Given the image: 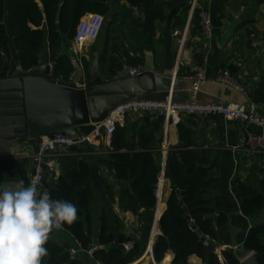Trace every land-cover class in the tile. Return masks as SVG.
I'll use <instances>...</instances> for the list:
<instances>
[{"label": "crops", "instance_id": "crops-1", "mask_svg": "<svg viewBox=\"0 0 264 264\" xmlns=\"http://www.w3.org/2000/svg\"><path fill=\"white\" fill-rule=\"evenodd\" d=\"M107 4L109 12L106 16L89 15L81 21L80 30L92 23L101 27L96 41L85 43L77 54L70 47L71 42L65 41L60 55L70 59L74 70L68 79L56 80L86 89L93 99L108 102V98L126 97L120 107L141 99L163 101L169 92L173 93L175 101L189 102L192 84L188 78L203 70L207 80L198 93L200 102L243 104V94L217 81L219 76L227 73L247 89L258 113L264 116V3L257 0H200L199 6L207 9L213 19L214 35L210 40L203 37L199 18L193 19L194 12L189 8L188 0H145L138 6L127 0H108ZM16 64L17 70L20 69L18 61ZM48 65L53 66V61L46 47L36 67L37 72L42 73ZM132 67H140L141 74L130 77L128 69ZM184 123L193 130L195 140L205 145L217 162L218 212L228 216L227 230L232 243L215 245L211 240L213 247L221 248V262L225 250H233L241 261L249 255L243 251V244L254 222L242 213L233 182L238 179L246 182L254 167H258L259 177L264 179V155L249 151L245 137L248 130L258 132L259 129L227 121L222 115L191 116L184 119ZM88 127L93 126L75 127L66 134L77 137ZM118 127L125 130L127 143L136 146V151L142 150L141 138L147 135L150 138L153 155L160 167L156 211L161 217L167 210L174 185L167 159L170 149L180 142L178 126L156 114H129ZM38 139L35 136L0 141V186L14 188L20 179L25 181V186L28 185L34 173L33 157L38 150ZM76 148L77 151L57 149L50 157L54 169L47 175L49 181H54L64 173L63 156L88 162L93 199L87 212L92 220L93 246L97 245L94 241H98L105 215L115 236L123 234L141 246L143 255L132 264H154L153 258L155 264H172L175 253L171 250L160 262L153 255V245L161 230L159 228L154 239L151 232L147 242L146 210L135 213L121 207L124 184L113 172L116 167L106 139L93 146L82 144ZM259 220L264 221V214ZM48 240L64 246L69 252L75 250L71 256L82 264H99L93 254L81 249L64 229H53ZM42 264H46L44 260ZM187 264L204 262L193 255Z\"/></svg>", "mask_w": 264, "mask_h": 264}, {"label": "trees", "instance_id": "trees-1", "mask_svg": "<svg viewBox=\"0 0 264 264\" xmlns=\"http://www.w3.org/2000/svg\"><path fill=\"white\" fill-rule=\"evenodd\" d=\"M107 1L0 0V70L8 67L10 74H14L18 61L21 69L31 71L39 65L42 51L48 47L53 61V78L68 79L74 67L67 56L60 55L63 45L65 41L74 39L83 18L93 14L106 16L109 12ZM127 1L138 6L145 0ZM257 1L264 3V0ZM59 9L61 16L58 22L56 17ZM199 13L200 9H195L194 20L199 18ZM44 23L47 24L45 31L42 29ZM177 126L180 142L170 149L167 159L174 185L167 201V210L159 220L161 234L154 242L153 255L160 262L171 250L175 253L172 264H187L193 255L204 260L205 247L185 220L177 190H180L191 219L205 237L213 240L215 245L231 244L232 238L227 230L228 216L218 212L217 162L212 159L211 151L195 140L193 130L187 124L182 122ZM92 129L88 127L85 133ZM124 131L123 128H117L110 146L111 157L124 184L121 207L135 213L146 210L148 242L155 220L160 167L153 155L148 135L141 138L142 150L136 151V146L127 143ZM62 162L64 173L57 180L49 181L47 173L50 171H46L43 190L48 191L54 200L70 201L77 206V220L71 225L65 224L63 229L74 237L81 249L89 250L93 247L92 220L87 212L93 199V190L89 186L90 166L84 159L69 155L63 156ZM257 168L251 170L246 182L241 179L234 181L233 191L244 216L254 222L243 244V251L264 257V221H257L264 214V179H260ZM214 214H218L216 225ZM118 240H121L120 244ZM129 240L132 239L123 234L115 236L104 215L97 245L105 248L94 252V259L99 264H132L141 258L143 250L135 241L134 248L127 253L122 244ZM45 247L48 250V255L43 258L46 264H82L72 258L67 248L51 240L47 241ZM143 247L145 250L146 245L143 244ZM222 256L223 262L215 253L211 254L208 264H240L233 250L223 251Z\"/></svg>", "mask_w": 264, "mask_h": 264}, {"label": "built area", "instance_id": "built-area-1", "mask_svg": "<svg viewBox=\"0 0 264 264\" xmlns=\"http://www.w3.org/2000/svg\"><path fill=\"white\" fill-rule=\"evenodd\" d=\"M200 0H191L190 6L192 11L200 9L199 18L202 35L206 40H210L214 35L213 19L210 12L199 6ZM95 15V14H93ZM89 16V15H88ZM100 16V15H96ZM84 19V18H83ZM82 19V20H83ZM81 20V21H82ZM77 27V33L71 41L70 47L77 54L79 49L83 48L85 43L96 41L101 32V27L98 24H89L85 30H80V25ZM264 54V44H263ZM53 71V66H50ZM140 67H132L128 69L130 77H136L141 74ZM189 81L192 84L191 100L189 102H177L173 99V93L169 92L166 99L163 101H155L150 99L135 100L124 104L115 109L109 118L101 124L93 126V129L88 133H83L77 137L72 135H63L61 133L45 134L39 137L38 150L33 157L34 173L32 174L29 183L32 180L38 181V186L42 189L45 173L47 170L53 171L54 161L50 158L57 149L70 150L79 147L82 144L96 145L99 140L105 138L108 149H111V138L117 131L118 126L124 121L129 114H149L153 113L157 116L171 120L172 123L178 125L184 122V119L191 116L207 117L212 115H222L227 121L244 123L247 126H255L259 129L258 132L247 131L246 145L254 154L264 155V116L257 111L256 105L250 100L247 89L239 84L231 75L224 73L217 78V81L225 84L231 89L238 90L243 94L245 102L243 104H206L198 100V93L201 85L207 80L205 72L200 70L189 76ZM160 215L156 211L155 220L152 227V239L159 233ZM135 245V240H129L122 244L123 249L128 253ZM105 247L96 245L89 250L93 254ZM151 254H152V249ZM75 250H71L70 254L74 255ZM153 262L155 264L154 258Z\"/></svg>", "mask_w": 264, "mask_h": 264}, {"label": "water", "instance_id": "water-1", "mask_svg": "<svg viewBox=\"0 0 264 264\" xmlns=\"http://www.w3.org/2000/svg\"><path fill=\"white\" fill-rule=\"evenodd\" d=\"M60 16L61 9L56 17L58 22ZM42 29L47 30L46 23ZM125 98L112 97L108 98V102L93 99L86 89L54 79L50 65L42 73H38L36 68L28 72L20 68L13 75L6 67L0 70V141L10 142L56 132L66 135L69 129L75 127L101 124ZM113 172L120 179L118 170L114 169ZM177 195L185 212V220L205 247L204 264H208L213 253L220 258L221 248L215 249L213 242L195 225L181 199L180 190H177ZM213 219L216 225L218 214H214ZM117 243L120 244L121 240ZM94 244H98V241L95 240ZM240 264H264V257L250 253Z\"/></svg>", "mask_w": 264, "mask_h": 264}, {"label": "clouds", "instance_id": "clouds-1", "mask_svg": "<svg viewBox=\"0 0 264 264\" xmlns=\"http://www.w3.org/2000/svg\"><path fill=\"white\" fill-rule=\"evenodd\" d=\"M77 213L74 203L52 199L37 180L0 186V264H42L50 233L71 225Z\"/></svg>", "mask_w": 264, "mask_h": 264}, {"label": "bare ground", "instance_id": "bare-ground-1", "mask_svg": "<svg viewBox=\"0 0 264 264\" xmlns=\"http://www.w3.org/2000/svg\"><path fill=\"white\" fill-rule=\"evenodd\" d=\"M28 183H29V182H28ZM42 190H43V186H42ZM93 247H94V246H93ZM93 247H92V248H93ZM89 250H90V249H89ZM89 250H88V251H89ZM70 251H71V250H70ZM93 254H94V253H93Z\"/></svg>", "mask_w": 264, "mask_h": 264}]
</instances>
